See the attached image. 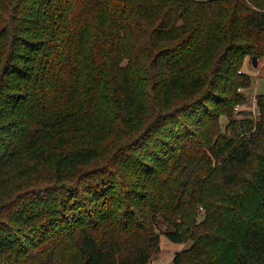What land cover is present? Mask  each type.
<instances>
[{
  "label": "trees",
  "instance_id": "16d2710c",
  "mask_svg": "<svg viewBox=\"0 0 264 264\" xmlns=\"http://www.w3.org/2000/svg\"><path fill=\"white\" fill-rule=\"evenodd\" d=\"M248 56L264 0H0V264H149L161 224L173 264H264Z\"/></svg>",
  "mask_w": 264,
  "mask_h": 264
},
{
  "label": "rangeland",
  "instance_id": "374dc122",
  "mask_svg": "<svg viewBox=\"0 0 264 264\" xmlns=\"http://www.w3.org/2000/svg\"><path fill=\"white\" fill-rule=\"evenodd\" d=\"M243 71L252 77V84L249 88L242 89L246 94V102L238 104L235 107V111L238 112L236 117L241 120L247 118H257L259 115V108L257 104V96L264 94V58L254 60L251 56L245 59ZM222 129L229 132L227 127L230 124V119L223 116L221 118ZM203 210L202 207L199 208ZM202 217V216H201ZM200 217V218H201ZM166 229V225L161 224V249L160 252L151 260L149 264H173V258L177 251L189 247L191 242L184 244L171 241L163 232Z\"/></svg>",
  "mask_w": 264,
  "mask_h": 264
},
{
  "label": "water",
  "instance_id": "95a60500",
  "mask_svg": "<svg viewBox=\"0 0 264 264\" xmlns=\"http://www.w3.org/2000/svg\"><path fill=\"white\" fill-rule=\"evenodd\" d=\"M253 60H254V63H256V62H257V58H256V57H255Z\"/></svg>",
  "mask_w": 264,
  "mask_h": 264
}]
</instances>
